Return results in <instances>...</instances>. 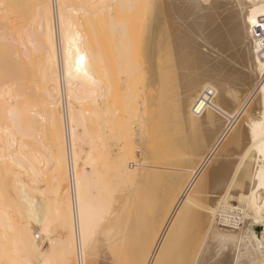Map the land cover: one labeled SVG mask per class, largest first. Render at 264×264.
I'll use <instances>...</instances> for the list:
<instances>
[{
  "label": "bare ground",
  "instance_id": "bare-ground-1",
  "mask_svg": "<svg viewBox=\"0 0 264 264\" xmlns=\"http://www.w3.org/2000/svg\"><path fill=\"white\" fill-rule=\"evenodd\" d=\"M73 1L0 0V181L14 190V208H0V219L14 209L25 223L18 243L8 244L25 249L24 264H264V62L250 43L264 0ZM102 22L110 34L96 26ZM93 25L101 38L109 34L110 52ZM142 77L155 90L151 99ZM106 90L111 146L122 142L110 147V185L126 186L113 188L103 208L90 191L102 142L90 137L84 155L78 135L86 138L80 124L90 119L82 104L104 99ZM208 90L209 104L196 115ZM127 91L148 101L150 112H138L151 113L149 122L137 114L159 150L142 119L130 147L131 120L123 119L136 109ZM41 163L50 166L53 195L34 185ZM3 219L0 233L11 229ZM52 225L62 239H47Z\"/></svg>",
  "mask_w": 264,
  "mask_h": 264
},
{
  "label": "rangeland",
  "instance_id": "rangeland-1",
  "mask_svg": "<svg viewBox=\"0 0 264 264\" xmlns=\"http://www.w3.org/2000/svg\"><path fill=\"white\" fill-rule=\"evenodd\" d=\"M73 1V0H72ZM77 1V0H76ZM76 1H73L75 4H79V1L80 0H78L77 2ZM93 1V3L95 2L96 3V0L94 1V0H90V2H92ZM72 3V2H71ZM70 3V5L72 6L74 3H72L71 4ZM80 3H81V1H80ZM85 2H84V0L82 1V4H84ZM88 3V2H87ZM93 3H92V5H93ZM73 5L74 7H76V5ZM82 4H80V5H82ZM86 4V3H85ZM91 4V3H90ZM96 5V4H95ZM100 5V4H99ZM99 5H96V7L97 6H99ZM103 4H101V6H102ZM84 6V5H83ZM86 6V5H85ZM91 6V5H90ZM101 6H100V8H101ZM78 7V6H77ZM89 7V6H88ZM95 6L94 7H90V8H92V10H93V8H96ZM99 9V8H98ZM93 11H95V10H93ZM92 11V13H94ZM106 22L108 23L109 22V24H110V20H106ZM106 22H105V24L103 23H101L100 25H99V23H98V25H97V23H96V26L97 27H101V29H102V26H104V25H108V24H106ZM95 25V24H94ZM94 25H93V28H94ZM106 26H104L105 28H103L102 30H104V29H107L106 28ZM96 27V30H95V28H94V31H97V30H99V32L101 31V29L100 28H97ZM109 29V28H108ZM107 29V31H109V32H107V33H109L110 34V29L108 30ZM104 32V31H103ZM106 32H104L105 33V36L107 35V33ZM94 33V32H93ZM92 33V34H93ZM103 33V34H104ZM96 33H94L93 35H95ZM100 34V33H99ZM98 34V31H97V34L96 35H98L97 37L100 39L101 37H100V35ZM109 34H108V36H109ZM92 35V36H93ZM95 35V36H96ZM101 36H102V32H101ZM104 36V35H103ZM102 36V38H103V40L106 42V38H108V36L105 38V37H103ZM94 37V36H93ZM98 38H96L95 37V39H98ZM101 38V39H102ZM109 40H110V36H109V38H108ZM107 39V40H108ZM95 42H96V44H97V42L98 41H96V40H94ZM104 41H102V43H104ZM100 44V43H99ZM99 44H97V46L99 45ZM105 44V46L104 47H106L107 49H108V47H110V46H108L107 47V44L108 45H110L108 42H106V43H104ZM101 45H103V44H100V46ZM99 47V46H98ZM99 48H101L102 50L104 49L103 47H99ZM110 49V48H109ZM108 49V51L110 52V50ZM105 50V49H104ZM108 51H107V53H108ZM100 52V51H99ZM104 55L103 53H100V55ZM101 55V56H102ZM227 55H228V53H227ZM109 61H110V59H109ZM108 61V62H109ZM109 69V70H108ZM105 71L107 72V74H106V76H103V77H106V79H107V76H108V82L110 81L109 79H110V68H107V70L105 69ZM100 73H102V72H100ZM99 73V74H100ZM105 74V73H104ZM97 75V74H96ZM145 75V74H144ZM99 78H100V75L98 76ZM102 77V78H103ZM144 77V76H143ZM142 77V78H143ZM146 77H147V75H146ZM101 78V79H102ZM138 78H139V76H138ZM103 80H105V78H103L100 82H102L101 83V85L102 84H104L103 86L104 87H106L105 85H107V86H110V82H109V85H108V83L107 82H105L104 83V81ZM139 80V79H138ZM141 81V83H140V85L142 84V82L145 80V78H143V80L142 79H140ZM138 82V81H137ZM145 82V84H146V81H144ZM144 82H143V84L142 85H145L144 84ZM107 83V84H106ZM139 83V82H138ZM137 83V84H138ZM139 85V84H138ZM138 85H136L135 86V88L138 86ZM123 87V85H121V88H120V85H119V89L120 90H122V92H124L123 90H124V88H122ZM141 87V86H140ZM140 87H139V89H138V87L136 88L137 89V92H139V95H138V97L140 98V99H143L144 100V97H145V95H144V97H142L143 96V94H144V92H145V90L143 91V88H144V86L142 87V96H141V94H140V91H141V89H140ZM147 87V84L145 85V89H147L146 88ZM109 88V87H108ZM150 89V90H149ZM97 90V89H96ZM109 91H110V88L108 89ZM108 90H106L107 92H108ZM135 90V89H134ZM139 90V91H138ZM153 91V93H152V91ZM132 92H133V90H131ZM136 91V90H135ZM147 91V94H149V92H151V94L153 95L154 93H155V90L154 89H152L151 87H148V89L146 90ZM83 92V91H82ZM130 91H127L126 93H129ZM132 92H130L128 95H129V97H126V99H128L129 98V100L131 99L130 98V95L132 96L134 93H132ZM125 93V94H126ZM85 93H81L80 95V97H82L83 95H84ZM109 94V95H108ZM136 94V93H135ZM138 94V93H137ZM146 94V95H147ZM85 95H87V94H85ZM85 95L83 96V97H85ZM109 97H108V96ZM107 95H106V97L105 98H107L108 97V101H106V99L104 98V99H102V100H99V101H96L95 103H91V102H86V103H84V104H82L84 107H85V109L87 110H85L84 109V107H83V109L82 110H85L88 114H89V116H90V119H89V117H88V119L86 120V121H84L85 123L84 124H80L81 126H84L85 127V129L83 128V130H86V133H87V136H86V138L85 139H87V137H89L88 138V140L86 141L85 139H81L82 138V136L81 135H78V141H82L83 140V143L82 142H80V143H78V144H80V146H83V147H80V149H81V151L83 150V154L84 153H87V152H89V146L91 145V144H88V142L89 141H92L91 139H93V141L94 142H89V143H95L96 141V143H99V142H102V143H99L98 144V147H96V148H98V151L96 152V156H99L98 157V162L96 161V164L97 165H95V166H97L96 167V169H95V172H96V170H97V181L96 180H94L95 181V183H93V184H95V185H93L92 187H94V189H93V191L92 190H90L91 191V193L93 194L92 196H94L95 198H96V200H97V202H98V204L101 206V207H103V208H106V207H108V206H110V203H111V200H110V195H112V193H111V191L113 190V188H114V190L116 189L117 191H116V194L118 193V192H121L124 188H125V186H126V184L125 185H123V186H119L118 187V184H117V186L116 187H114L113 185H110V179L112 178V176L110 175L111 173H110V147H112L113 149H111L112 151H114V150H116L117 149V146L120 144V143H122V142H117V146H116V141L117 140H119V139H115V140H113L115 143H114V145L116 146V149H114L115 148V146L113 145V146H111L112 145V143H111V140H110V92H108L107 93ZM128 95H126V96H128ZM87 96H90V95H87ZM134 96H137V95H134ZM134 96H132V100H134V102L132 101V103L131 104H133V105H131L130 104V101H129V103L127 104V106L130 104V106H131V108H132V106H134L135 108L134 109H136L135 111L133 110V108H132V110L134 111L133 113H134V115H136L137 113H139L140 114V117H144L145 119L147 118V117H149L150 116V114H149V116L147 115V116H144L146 113H149L150 112V108L149 107H146V105L148 106V104H146V105H144L145 104V102L147 103L148 101H144V104L142 103L143 101L142 100H140V99H134ZM150 96V98L149 99H151L153 96H151L150 94L149 95H147L146 96V98L147 97H149ZM138 97H136V98H138ZM142 97V98H141ZM105 102H104V101ZM145 100H148V99H145ZM103 101V102H102ZM128 100H126V102H127ZM142 101V102H141ZM89 103V104H88ZM102 103V104H101ZM108 104V105H105V104ZM92 104V105H91ZM94 104H96V105H94ZM135 104L137 105V106H139V107H137L136 108V106H135ZM140 104V105H139ZM141 104H143L144 106H142ZM79 107H81L80 105H78ZM98 106V108H96V107ZM107 106V107H106ZM130 106L128 107L129 109H127V110H129V111H131L130 110ZM142 107H146L147 109L145 110L144 108H142ZM82 108V107H81ZM100 108H102V109H100ZM139 108H141L140 110H139ZM149 108V109H148ZM99 111H98V110ZM104 109H105V111H104ZM108 109V110H107ZM145 110L146 111V113H143V112H138V111H142V110ZM95 110V111H94ZM148 110V111H147ZM94 111V112H93ZM102 111L103 112H106L105 114H102ZM99 112H101V114H99ZM92 113H94V114H92ZM96 113V114H95ZM97 113L100 115V118H98V120H97V117H99V116H97ZM128 114V116H129V113L130 112H127ZM131 113H132V111H131ZM130 113V117H129V119L128 118H126L125 116V118L123 119V123L125 122L124 120H126V122H128L129 123V121L131 122V124H130V126L129 127H131L130 129H131V131H132V133L129 131L130 129H128V131L132 134V135H129L128 137H127V139H129V141H130V136H132L131 138H133V139H131L132 141H130V142H132V143H130L129 141V143L132 145V146H130L131 148L133 147L134 148V146H135V143L137 142V139L136 138H138V134H137V129H138V127L140 126V125H142L143 126V124H141L142 122H143V118H140L139 117V114H137V116L140 118V119H138V118H136L135 116H134V118L135 119H138V121L140 120L141 121V119H142V122H138V121H135L134 119H133V113L131 114ZM144 115H143V114ZM91 114L93 115V117H91ZM142 114V115H141ZM101 115H103V116H101ZM105 115V116H104ZM97 116V117H96ZM132 116V117H131ZM103 117V118H102ZM105 117V118H104ZM101 118L103 119V121L101 120ZM135 121H132V119ZM149 118H147L146 119V121H148L149 122V120H148ZM100 120V121H99ZM127 120H129V121H127ZM99 121V122H98ZM104 121H106V122H104ZM145 120H144V122L143 123H145L146 125H144L143 126V129H144V127H149L148 126V122H146ZM101 122V123H100ZM103 122V123H102ZM139 124H138V123ZM83 123V122H82ZM125 124V123H124ZM138 124V125H137ZM126 126L127 125H129V124H125ZM137 125V126H136ZM125 126V127H126ZM133 126V127H132ZM80 127V126H79ZM79 127H78V129H79ZM137 127V128H136ZM128 128V127H127ZM126 128V129H127ZM135 130V131H134ZM147 131L145 132V129H144V132L145 133H147L148 131H149V128L148 129H146ZM80 131H82V128H80L79 129V132H78V134H80L81 132ZM135 132V133H134ZM82 133H85V132H82ZM133 134H137V135H133ZM149 134V135H148ZM152 133H150V132H148L147 133V136L145 137L146 139H147V137L148 136H150ZM43 135H45V133H43ZM84 135V137H85V135L86 134H83ZM142 135V134H141ZM101 136V137H100ZM143 136V135H142ZM144 136H145V134H144ZM41 137H43L42 135H41ZM46 136H44V139H41L40 141L43 143L44 142V145L46 146L47 145V140H46V138H45ZM90 137H91V139H90ZM104 137V138H103ZM124 137H126L125 135H124ZM124 137H122L121 139H124L123 141H126L125 139L126 138H124ZM134 137H136L135 138V142H134ZM150 137H152V136H150ZM144 138V137H143ZM144 138V139H145ZM149 138V137H148ZM153 138H156V137H152L151 139L149 138V139H147L148 140V142L150 143H148L150 146H152L153 144H154V146H152L153 147V149H154V151H156V149H157V147H155V142H153V144L151 145V141H156V145H157V141H158V139L157 140H153ZM104 139V140H103ZM120 139V140H121ZM139 139V138H138ZM145 139V140H146ZM85 140V141H84ZM150 140V141H149ZM127 142V143H128ZM128 143V144H129ZM85 144V145H84ZM101 145H103V146H101ZM148 145V146H149ZM159 145V144H158ZM79 146V145H78ZM94 146H96V144L94 145ZM161 146V145H160ZM155 147V148H154ZM159 146H158V149L157 150H159ZM161 150V149H160ZM159 152H161V151H159ZM157 153V154H159V155H161L162 153ZM84 155H86V154H84ZM82 158H84L85 156H81ZM103 159V161L101 160V159ZM161 158H162V156H161ZM154 160H156V161H158L157 159H160L159 158V156L158 155H156L155 156V158H153ZM153 159H152V165L153 166H156L155 164H157V162H155V164H153L154 163V161H153ZM100 160H101V162H100ZM105 160V161H104ZM107 160H109V162H107ZM160 160H162V159H160ZM164 160L165 159H163L162 161L164 162ZM104 162H105V164H104ZM158 162H160V161H158ZM162 162V163H163ZM81 163H83L82 161H80V164ZM162 163L160 162V164L162 165ZM165 163V162H164ZM163 163V166L164 165H166V164H164ZM44 164H46V163H41L39 166H38V169H39V171H40V173H43V174H41V176H40V179L39 180H37L35 183H34V185H36L38 188L37 189H40L41 191H45V193H47V194H49V192L51 193V192H53L52 191V188H53V186H54V181H53V179H52V173H51V170H50V166L48 165V168H47V166L46 165H44ZM84 164V163H83ZM82 164V165H83ZM86 164V163H85ZM160 164H157V165H159V166H161ZM88 165V164H87ZM91 166V165H90ZM90 166L88 167H86L85 165H84V170H85V172H87V173H89L90 171ZM158 166V167H159ZM86 167V168H85ZM47 169H48V172H47ZM46 171V172H45ZM99 176V177H98ZM96 178V177H95ZM2 181L4 180V179H1ZM112 180V179H111ZM1 182V181H0ZM8 181H4V183L5 184H3L2 182L0 183V204L2 205H0V208H2V210L6 207L7 208V210H10L9 209V207L11 206L12 207V205H13V203H12V205H10L11 203L9 202L10 201V193L11 192H13L14 190H13V188H12V190H10V193H8L7 191H9V188H7V186L9 185V184H6ZM122 184V183H121ZM1 185H6V192L8 193V198H6V196H4L5 194H6V192L4 191L5 190V188H4V186H2L1 187ZM34 185H32V186H34ZM9 186H11V184L9 185ZM36 186H34V187H36ZM2 190V191H1ZM47 191V192H46ZM5 192V193H4ZM4 193V194H3ZM42 193H44V192H42ZM44 193V194H45ZM111 193V194H110ZM52 195H53V193H51ZM114 194V193H113ZM50 195V194H49ZM48 195V196H49ZM51 195V196H52ZM46 196V195H45ZM118 196V195H117ZM117 196H114V197H117ZM52 197H54V196H52ZM47 200H48V202H50L49 201V199H52L51 197H49V199L48 198H46ZM111 199H113V195H112V197H111ZM114 200V199H113ZM12 201V200H11ZM52 201H54L53 199H52ZM48 204V203H47ZM49 204H53V202H51V203H49ZM229 205H231V206H233V207H237L238 206V204H237V202H231V203H229ZM51 206V205H50ZM13 208H14V205H13ZM12 208V209H13ZM14 210V209H13ZM13 210H11V211H7V217L6 216H4L3 218L7 221V226H11L10 228L12 229V231H13V229H14V231L12 232V231H8V230H11V229H5L4 228V226H3V228H4V231H3V229L1 230L2 232L0 233V234H2V236L0 235V264H12L15 260H22L21 262H23V264H24V260L26 259V258H28V255H27V253L26 252H24V248H25V246H24V250L21 252L18 248H20L21 246H19L20 244H18L17 246H18V250H19V252H21V254H19L20 256L21 255H23L24 256V254H25V259L23 258V256H19V257H17V259H16V254H18V250L16 251L15 249H14V247L15 246H13V245H16L17 243H15V241L14 240H16L17 239V237L16 236H18V238L21 236V234L24 232L23 230H22V228H21V226L23 227V225H22V223H24L23 222V220L21 219V217L19 218L18 217V212L17 211H13ZM16 212H17V214H16ZM2 216V215H1ZM0 216V217H1ZM6 217V218H5ZM2 218V219H3ZM2 219H0V223H2ZM3 219V220H4ZM6 221H3V223L4 222H6ZM10 223V225H9V223ZM25 224V223H24ZM25 226V225H24ZM53 226V225H52ZM50 227V232L48 231V235L50 236H48V238H47V234H44V236H43V238H47V239H52V240H59L60 239V237H61V239L63 238V236H64V232L60 229V228H58V227H56V225L55 226H53V227H55V228H53V227ZM1 228H2V226H0ZM0 228V229H1ZM9 228V227H8ZM51 228H53L54 229V231H51V230H53V229H51ZM57 228V229H56ZM22 230V231H19V230ZM8 232H7V231ZM254 230H255V232L257 233V234H259L260 233V231H261V227H257V228H254ZM6 231V232H5ZM18 231L20 232L19 233V235H18ZM3 232H5L4 233V235H3ZM50 233V234H49ZM17 234V235H16ZM52 234V235H51ZM16 235V236H15ZM4 236L6 237V238H4ZM16 237V239L15 238H13V237ZM20 238H22V237H20ZM55 238V239H54ZM7 239L8 240H10V241H7ZM44 240L43 241V250H45V251H50V245H49V242H48V240ZM3 240V241H2ZM5 240V241H4ZM11 240H12V242H11ZM20 240V239H19ZM7 241V242H6ZM17 241V240H16ZM8 242L9 243H14L13 245L12 244H8ZM7 244L9 245V246H7ZM13 247H12V246ZM12 247V249H11V247ZM104 246V245H103ZM23 247V246H22ZM50 248V249H49ZM15 251H14V250ZM20 249H22V248H20ZM56 249H57V246H55V251H56ZM26 250H27V248H26ZM58 251H59V248L57 249ZM14 251V252H13ZM54 251V252H55ZM22 253H24V254H22ZM58 252H56L55 254V256H57L58 254H57ZM15 254V255H14ZM52 256H53V258H54V255L52 254ZM20 258H23V259H20ZM15 259V260H14ZM55 259H57V257H55ZM13 260V261H12ZM18 260V261H19ZM26 261V260H25ZM56 261V260H55ZM19 263V262H18ZM13 264H15V263H13ZM16 264H17V261H16Z\"/></svg>",
  "mask_w": 264,
  "mask_h": 264
},
{
  "label": "built area",
  "instance_id": "built-area-1",
  "mask_svg": "<svg viewBox=\"0 0 264 264\" xmlns=\"http://www.w3.org/2000/svg\"><path fill=\"white\" fill-rule=\"evenodd\" d=\"M250 43L256 49V55L264 62V20L259 19L251 28ZM211 92L208 90L199 98V103L196 102L194 112L199 115L209 104Z\"/></svg>",
  "mask_w": 264,
  "mask_h": 264
},
{
  "label": "snow or ice",
  "instance_id": "snow-or-ice-1",
  "mask_svg": "<svg viewBox=\"0 0 264 264\" xmlns=\"http://www.w3.org/2000/svg\"><path fill=\"white\" fill-rule=\"evenodd\" d=\"M80 59H81V61H82V60H83V57H81ZM197 103H199V101H197ZM219 239H220V240H223L224 238H223V236H221V237H219ZM262 244H264V241H262Z\"/></svg>",
  "mask_w": 264,
  "mask_h": 264
}]
</instances>
